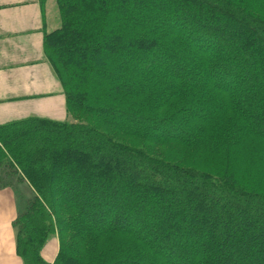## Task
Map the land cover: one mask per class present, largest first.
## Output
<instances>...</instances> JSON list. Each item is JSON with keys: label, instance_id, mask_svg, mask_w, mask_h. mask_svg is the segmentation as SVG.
I'll use <instances>...</instances> for the list:
<instances>
[{"label": "trees", "instance_id": "obj_1", "mask_svg": "<svg viewBox=\"0 0 264 264\" xmlns=\"http://www.w3.org/2000/svg\"><path fill=\"white\" fill-rule=\"evenodd\" d=\"M56 4L67 118L0 125L22 264H264V0Z\"/></svg>", "mask_w": 264, "mask_h": 264}, {"label": "crops", "instance_id": "obj_2", "mask_svg": "<svg viewBox=\"0 0 264 264\" xmlns=\"http://www.w3.org/2000/svg\"><path fill=\"white\" fill-rule=\"evenodd\" d=\"M49 22L40 0H0V125L33 116L67 118L62 86L44 55V35L56 30ZM15 197L0 188V264H22L13 228ZM58 251L54 239L44 259L53 263Z\"/></svg>", "mask_w": 264, "mask_h": 264}, {"label": "rangeland", "instance_id": "obj_3", "mask_svg": "<svg viewBox=\"0 0 264 264\" xmlns=\"http://www.w3.org/2000/svg\"><path fill=\"white\" fill-rule=\"evenodd\" d=\"M46 11H47V14H48V19H49V24L51 26H55L54 27L55 29H58L60 28L61 26V23H60V18H59V14H58V8H57V4H56V0H48L47 2V5H46ZM216 35V33H214V36ZM235 39V38H233ZM212 41V40H211ZM214 44L215 47H217L218 49H223L225 51H228V47L222 45L221 42L218 41V39H214V41H212ZM231 71H235V70H240L237 68H230ZM242 71V70H241ZM244 71V70H243ZM239 72V71H238ZM242 73V72H241ZM17 182V181H16ZM10 186V185H9ZM3 187V189H10L12 191V193H14L16 195L15 197V202H16V205L18 206V212H22L25 208L27 209V206H28V199L30 198V194H28L26 188L20 186L19 184H16L14 188H11V187ZM125 205V204H124ZM144 218L142 217V213H140V218L139 220H143ZM138 220V221H139ZM52 240L54 239H51L50 242L48 243L50 245V243H52ZM55 240H57L55 238ZM177 242H179V240H177ZM47 244V245H48ZM46 245V247H47ZM45 247V248H46ZM167 252H171V247L170 246H167ZM45 250V249H44ZM44 252V251H43ZM175 258H177L175 256Z\"/></svg>", "mask_w": 264, "mask_h": 264}]
</instances>
